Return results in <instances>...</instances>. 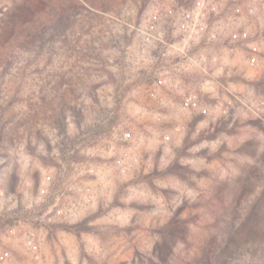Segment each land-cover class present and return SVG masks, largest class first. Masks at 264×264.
Here are the masks:
<instances>
[{"label": "rangeland", "instance_id": "374dc122", "mask_svg": "<svg viewBox=\"0 0 264 264\" xmlns=\"http://www.w3.org/2000/svg\"><path fill=\"white\" fill-rule=\"evenodd\" d=\"M0 264H264V0H0Z\"/></svg>", "mask_w": 264, "mask_h": 264}, {"label": "trees", "instance_id": "16d2710c", "mask_svg": "<svg viewBox=\"0 0 264 264\" xmlns=\"http://www.w3.org/2000/svg\"><path fill=\"white\" fill-rule=\"evenodd\" d=\"M39 27V24L36 23V21L27 22L20 33L16 34L17 40L19 39V42L24 41L28 42L34 39L36 37L35 30ZM22 33V35H21ZM112 122V121H111ZM109 125V122L107 123H97L96 125L89 128L90 136H96L104 131L107 130V126ZM64 160H68V158H64Z\"/></svg>", "mask_w": 264, "mask_h": 264}, {"label": "built area", "instance_id": "2783aa9c", "mask_svg": "<svg viewBox=\"0 0 264 264\" xmlns=\"http://www.w3.org/2000/svg\"><path fill=\"white\" fill-rule=\"evenodd\" d=\"M193 6H194L193 9H195L196 11L195 12L194 11H187L186 17H195L196 19L201 18V16L204 15L203 12L201 11L203 6H204V2L203 1H195ZM243 36H245V34H243ZM233 37L235 38L236 35H233ZM250 61L252 63H254L255 58L254 57L250 58ZM126 136H128V134H126Z\"/></svg>", "mask_w": 264, "mask_h": 264}]
</instances>
